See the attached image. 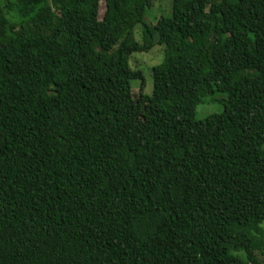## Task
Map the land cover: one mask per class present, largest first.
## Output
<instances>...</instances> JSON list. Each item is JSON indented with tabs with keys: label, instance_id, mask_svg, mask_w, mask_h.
<instances>
[{
	"label": "trees",
	"instance_id": "1",
	"mask_svg": "<svg viewBox=\"0 0 264 264\" xmlns=\"http://www.w3.org/2000/svg\"><path fill=\"white\" fill-rule=\"evenodd\" d=\"M153 1L0 0V264H263L264 0Z\"/></svg>",
	"mask_w": 264,
	"mask_h": 264
},
{
	"label": "rangeland",
	"instance_id": "2",
	"mask_svg": "<svg viewBox=\"0 0 264 264\" xmlns=\"http://www.w3.org/2000/svg\"><path fill=\"white\" fill-rule=\"evenodd\" d=\"M105 10L104 0H100L99 16L102 17ZM172 11L171 0H154L153 5L147 10L146 18L149 23L155 22L158 17L170 15ZM134 38L140 41L142 38V25L137 24L134 28ZM164 58V47L162 45H155L149 51H135L131 54L129 63L134 69L141 68L145 78L144 93L151 95L153 93V79L152 68L153 66L162 62ZM140 80H132L133 92L135 95V107L137 117L139 120H145L147 105L140 96ZM224 93L216 92L213 96L205 99L197 107V117L203 118L211 113L220 112L223 109L221 99L226 98ZM264 226V222H263ZM258 259L264 264V254L257 253Z\"/></svg>",
	"mask_w": 264,
	"mask_h": 264
}]
</instances>
